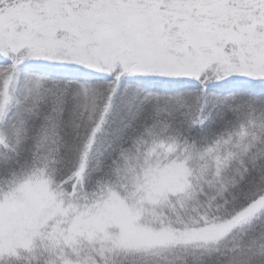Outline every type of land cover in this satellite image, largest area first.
<instances>
[{
	"label": "snow or ice",
	"instance_id": "obj_1",
	"mask_svg": "<svg viewBox=\"0 0 264 264\" xmlns=\"http://www.w3.org/2000/svg\"><path fill=\"white\" fill-rule=\"evenodd\" d=\"M128 255L264 264V0H0V264Z\"/></svg>",
	"mask_w": 264,
	"mask_h": 264
},
{
	"label": "rangeland",
	"instance_id": "obj_2",
	"mask_svg": "<svg viewBox=\"0 0 264 264\" xmlns=\"http://www.w3.org/2000/svg\"><path fill=\"white\" fill-rule=\"evenodd\" d=\"M176 179V176L165 171H161L159 177L157 178V182L160 186H164L174 183ZM117 215L120 216L122 222L126 225L129 237L138 238L144 235L142 230L136 225L133 217L120 212H117ZM155 255H159V253H156ZM118 264H143V260L139 257L128 255L122 256L118 261Z\"/></svg>",
	"mask_w": 264,
	"mask_h": 264
}]
</instances>
